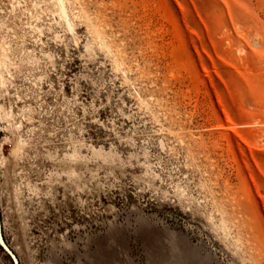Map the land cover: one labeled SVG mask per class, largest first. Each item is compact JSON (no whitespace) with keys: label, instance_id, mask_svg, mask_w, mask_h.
<instances>
[{"label":"rangeland","instance_id":"1","mask_svg":"<svg viewBox=\"0 0 264 264\" xmlns=\"http://www.w3.org/2000/svg\"><path fill=\"white\" fill-rule=\"evenodd\" d=\"M0 218L20 264H264V0H0Z\"/></svg>","mask_w":264,"mask_h":264},{"label":"water","instance_id":"2","mask_svg":"<svg viewBox=\"0 0 264 264\" xmlns=\"http://www.w3.org/2000/svg\"><path fill=\"white\" fill-rule=\"evenodd\" d=\"M0 245L4 249V251L10 256L12 262L14 264H20V260L16 253L10 248V246L6 243L4 239V235L2 233V222L0 218Z\"/></svg>","mask_w":264,"mask_h":264},{"label":"crops","instance_id":"3","mask_svg":"<svg viewBox=\"0 0 264 264\" xmlns=\"http://www.w3.org/2000/svg\"><path fill=\"white\" fill-rule=\"evenodd\" d=\"M180 259H181L180 261H186V260L184 259V256H182Z\"/></svg>","mask_w":264,"mask_h":264},{"label":"trees","instance_id":"4","mask_svg":"<svg viewBox=\"0 0 264 264\" xmlns=\"http://www.w3.org/2000/svg\"><path fill=\"white\" fill-rule=\"evenodd\" d=\"M0 247H1V245H0Z\"/></svg>","mask_w":264,"mask_h":264}]
</instances>
